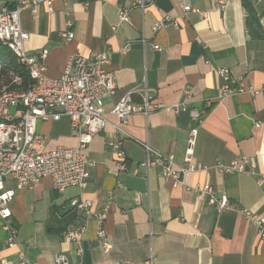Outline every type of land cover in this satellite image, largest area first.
<instances>
[{"label":"crops","instance_id":"1","mask_svg":"<svg viewBox=\"0 0 264 264\" xmlns=\"http://www.w3.org/2000/svg\"><path fill=\"white\" fill-rule=\"evenodd\" d=\"M218 1L151 0L143 12L129 9L130 22L119 17L130 0H51L52 11L40 3L34 12H21V27L29 34L26 52L47 51L48 76L58 77L73 53L109 51L107 68L116 89L104 100L107 124L88 145L86 188L58 192L44 177L26 191L12 177L4 179V188L15 192L9 218L15 245H7L8 232L0 229V259L17 264L23 253L37 264H53L54 255L63 252L70 264H264V242L256 236L254 221L240 211L264 214V181L258 183L257 175L247 171L221 173L214 167L218 160L246 156L255 172L264 174V0H222V8ZM186 3L201 13L188 12L177 25L152 29L163 15L179 17ZM5 4L13 7L12 1L0 0V8ZM68 30L74 36L66 41ZM127 42L130 49L121 55L117 50ZM218 67L259 92L222 95ZM185 86L191 89L188 109L202 113L199 122L188 110L177 115L165 110L183 99ZM131 89L135 102L142 101L145 89L150 103L160 108L117 123L110 110ZM194 126L193 162L204 169L187 173L185 182L209 183L217 195L228 197L231 209L218 212L206 200L198 202L193 191L167 185L159 166L143 165L141 143L146 142L184 166L188 131ZM37 132L47 137V148L77 143L66 116L38 121ZM110 141L120 142L127 171L113 172L117 159ZM74 198L91 201L95 213L107 209L105 237L97 236L93 217L70 205ZM76 227L83 228L80 240L66 239L63 232ZM104 243L110 245L107 253Z\"/></svg>","mask_w":264,"mask_h":264},{"label":"built area","instance_id":"2","mask_svg":"<svg viewBox=\"0 0 264 264\" xmlns=\"http://www.w3.org/2000/svg\"><path fill=\"white\" fill-rule=\"evenodd\" d=\"M12 1L13 7L6 4L0 8V44L7 47L13 54L17 64L27 71L31 83L22 88V78L19 74L10 72L7 77H0V229L8 232L5 242L8 246L15 245V230L10 227V204L15 192L4 188V179L12 177L20 190L30 191L39 181L48 177L53 187L58 192H63L71 186L84 189L88 183V166L91 164L87 156L88 145L94 135L101 132L107 124L104 100L111 96L116 89L115 76L108 70L110 52L84 56L73 53L68 56L65 65L58 77L52 78L46 74L43 63L47 55L46 50L38 54H29L24 47L29 39V34L22 29L20 14L24 9L34 12L35 7L45 3L48 10L52 11L51 0H6ZM151 0H130V7L119 13L121 21L130 22L128 11L138 8L144 11ZM223 1H218V7H223ZM182 14L177 18L163 15L152 25L158 29L167 24L177 25L188 12H198L199 9L189 3L182 5ZM68 25L70 23H67ZM74 34L68 30L63 33L66 41L71 40ZM142 43L145 44L144 39ZM153 49L160 50L158 45H151ZM130 49V42L122 45L117 51L124 55ZM5 60L0 62V68ZM217 74L222 78L221 94L227 95L236 92H248L255 95L259 89L244 87L231 77L229 69L218 67ZM133 89L123 94L114 104L110 113L116 116L117 123H124L131 114L141 113L147 116L151 111L160 108L151 104L146 90H143L142 101L132 99ZM183 99L165 107L169 113L177 115L188 110L190 117L200 121L202 113L188 109L191 98V89L183 88ZM61 116L69 119L70 126L76 132L77 143L72 147L55 146L47 148V137L37 132L38 121L58 120ZM197 138V127L188 131L186 148L184 152V166L174 162L173 155L155 151L144 142L141 143L146 151L143 163L147 168L159 166L161 174L167 185L183 187L194 192L198 202L206 200L214 205L218 212L232 208L225 194L217 195L209 183L189 185L185 182V175L197 172L204 167L193 162L194 148ZM116 154V169L127 171V163L119 141L109 142ZM214 167L221 173L244 172L257 175L258 183L264 181V174H257L248 157L240 156L228 163L216 161ZM70 205L86 217H93L98 225L97 236H106L103 221L107 209L95 213L90 207L91 201L87 199H72ZM242 214L252 219L256 226V236L264 242V214H254L249 210L241 209ZM83 232L82 227L67 229L63 232L66 239L78 241ZM110 245L103 244L104 252H108ZM80 251V249H78ZM0 264H10L5 258L0 259ZM17 264H37L26 258L23 253H18ZM53 264H70L69 258L63 252H58L53 257ZM119 264H135L125 260Z\"/></svg>","mask_w":264,"mask_h":264},{"label":"trees","instance_id":"3","mask_svg":"<svg viewBox=\"0 0 264 264\" xmlns=\"http://www.w3.org/2000/svg\"><path fill=\"white\" fill-rule=\"evenodd\" d=\"M6 52L8 54H6ZM0 55H6L5 64L0 68V77L1 75L7 77L10 72L17 73L22 78L21 87L24 88L28 86L31 83V80L29 79L27 71L25 70L24 67L16 63L15 58L11 53V51L2 44H0Z\"/></svg>","mask_w":264,"mask_h":264},{"label":"rangeland","instance_id":"4","mask_svg":"<svg viewBox=\"0 0 264 264\" xmlns=\"http://www.w3.org/2000/svg\"><path fill=\"white\" fill-rule=\"evenodd\" d=\"M6 54H8V53L6 52ZM5 58H6V55H0V62L4 61Z\"/></svg>","mask_w":264,"mask_h":264}]
</instances>
